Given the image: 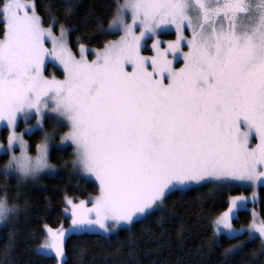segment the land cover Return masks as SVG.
<instances>
[{
	"label": "snow or ice",
	"instance_id": "6c2138e0",
	"mask_svg": "<svg viewBox=\"0 0 264 264\" xmlns=\"http://www.w3.org/2000/svg\"><path fill=\"white\" fill-rule=\"evenodd\" d=\"M46 11L47 28L34 0H0V121L13 130L2 169L0 221L18 215L17 205L9 206L7 200L9 175L19 185L53 167L48 154L56 128H68L60 139L74 146L73 168L99 182L91 207L83 200H67L74 233L110 234L163 207L168 196L184 195L202 183H264V0H125L116 5L107 29L97 25L101 33L123 35L105 44L92 61L83 55L79 36L77 59L63 24L59 36L54 34L58 18L51 6ZM73 15L74 7L67 6L65 20ZM170 25L177 40L163 50L156 41L157 54L142 56L141 40ZM185 27L191 30L190 39L183 36ZM185 39L189 51L177 69L168 54L175 59ZM46 57L63 66V80L44 76ZM21 114L25 124L36 118L27 132L38 127L43 133L35 157L14 130ZM46 118L56 126L51 133L44 130ZM244 202V197L232 199L213 222L214 233L229 240L241 235L254 240L258 233L264 255V221L257 222L253 213L247 228L233 226ZM45 227L48 238L42 247L63 262L65 230ZM16 234L9 233L10 242ZM243 247L241 241L225 248V261Z\"/></svg>",
	"mask_w": 264,
	"mask_h": 264
},
{
	"label": "trees",
	"instance_id": "16d2710c",
	"mask_svg": "<svg viewBox=\"0 0 264 264\" xmlns=\"http://www.w3.org/2000/svg\"><path fill=\"white\" fill-rule=\"evenodd\" d=\"M120 1L122 0H34V3L45 26L49 27L46 10L51 6L53 14L58 18L53 28L57 30L63 24L68 29L69 47L78 52L79 36V43L89 48V55L92 56L95 50L104 48L105 44L117 39L118 32L101 33L97 30V25L102 24L107 29ZM69 5L74 7V15L71 20H65V9ZM73 26L77 30H71ZM3 31L4 25L0 24V38ZM51 66L52 73L63 76V71ZM49 67L46 68L48 75L52 74ZM2 133L3 140L6 129ZM28 139L32 142L33 151L37 142L41 143L42 134L40 131L35 132ZM5 157L4 154L0 156V196L4 193L2 161ZM49 160L52 164L61 166L63 172L41 176L34 182L26 181L24 185H18L14 176L7 179L8 190H11L12 195L18 189L24 191L21 201L23 210L16 223L2 228L0 264H6V250L10 264H58L54 255H46L36 249L44 240L45 226L69 224V216L65 214L68 196L78 200L91 198L99 193L95 181L73 168L74 156L70 146L64 149L51 148ZM227 205V192H221L210 184L193 188L184 195L175 193L167 197L163 207L138 219L132 226L119 228L113 234L70 233L65 241L63 264H258L259 260L264 259V255H260L259 238L248 240L246 235H241L238 239L229 240L214 233L213 222ZM257 205L258 217L264 220L263 195ZM238 211L242 218L236 222L238 226L253 220L250 211L243 206ZM13 231L17 234L10 242L9 233ZM241 241L244 242L243 249L226 262L223 250ZM253 251L257 252L256 257H252Z\"/></svg>",
	"mask_w": 264,
	"mask_h": 264
},
{
	"label": "rangeland",
	"instance_id": "374dc122",
	"mask_svg": "<svg viewBox=\"0 0 264 264\" xmlns=\"http://www.w3.org/2000/svg\"><path fill=\"white\" fill-rule=\"evenodd\" d=\"M31 2L32 1L29 0V3H31ZM124 2H125V0H122V1H120L119 4H123ZM127 22L128 23H131V15L130 14L127 17ZM44 27L47 28V26H45V25H44ZM53 32H54L55 35L59 36V28L57 30L53 28ZM139 32H140V29L137 28L136 29V34L139 35ZM67 34H68V32H67ZM121 35H123V32H118V37L115 40H118ZM183 36L185 38H187V39H190L191 38V30L188 29L187 27H185V30L183 32ZM177 37H178V33H177L176 29H175V26H171L170 25V26H168L167 28H164V29H157L156 32H155V34L149 33V34H147L141 40V42H140L141 43L140 54L142 56H145V57H153V56H155L157 54L156 53V49L153 48L154 42L159 41L158 47L161 50H163V49L168 48L169 43L176 41L177 40ZM67 40H68V38H67ZM115 40H112V41H115ZM45 46L47 48L51 49L52 44H51L50 41H47L46 40ZM102 50H103V48L97 49V50H95L93 52L92 56H90L89 53H90L91 50L89 48L85 47V52L83 53V55L89 61H92V60H95L96 59L95 53L97 51H102ZM188 51H189V48L187 46V40L185 39V40H183L181 42L180 52L177 54L176 58L173 59V55L171 54V51H169L168 59L173 61V66L175 68H177V69L182 68L184 66L183 53H186ZM73 53L77 56V59L80 58L79 50H78L77 53L75 51H73ZM51 65H54L59 70L63 71V76L62 77H59L56 74L52 73L51 72V68H52ZM47 66H50L49 67V72L52 73L50 75H48L47 72H46ZM128 70L131 71V68L128 67ZM43 74H44L45 77H47L49 79H53L54 78V79H57V80H63L65 78V73H64L63 66L58 61H56L55 59H53L52 57H46ZM49 115H55V114L54 113H45V116L46 117L49 116ZM35 124H36V118H35V116L30 117L28 119L27 124H25L24 117L21 114L17 118V126L14 129L15 132L18 135H22L23 136V139L25 140V142L28 145V154L30 156H32V157H35L36 156V154H37V151H36L37 145L40 144V143L37 142V144L35 145V149L32 151L31 150L32 142H31L30 139H28V136L30 137L33 133L39 132L40 130L37 127V128H34L31 133H29V132L26 131V128H29V127H31V126H33ZM43 127H44V130L47 131V132H49V133L53 132L54 131V128H56L54 122L52 120H50V119H47V118L44 121ZM4 129H6V135H5V138L2 140V136H3L2 131ZM11 131H13V130L10 129V128H8L7 123L5 121H0V156L3 155V154L6 155L5 159L2 161L3 162V165L7 162L8 157L10 155V153H8L6 151V149H7V136L10 134ZM67 131H68V128L67 127H64V128H56L57 134L55 135V139L49 141L48 163L51 166H53V167L50 168V169L42 170L35 178H31V177L30 178H27L26 180L21 181L20 184L24 185L26 181L34 182L36 179L40 178L41 176H45V175H55L56 173L63 172L64 169H62L61 166L54 165L49 160L51 148H53V147L54 148L57 147V148L64 149L67 146H70L72 148L73 156H74V160H75L74 146L71 145V142L68 141V142H64L63 144L61 143L60 137L64 133H66ZM41 134H42V137H43V133L42 132H41ZM257 142L258 141H255V140L252 141V146L254 147L255 146V143H257ZM14 152H15L16 155H19L20 154V150H19V147L18 146H16L14 148ZM3 165H2V169H3ZM79 171L81 172V174L84 177L95 181L97 183L98 187H99V182L95 179L94 176H91L89 174H86L82 170H79ZM12 176L15 177L14 174H10L9 175V177H12ZM204 184H210L211 186L215 187L216 189L221 190V192H223V191H226L227 192L228 205L226 206L227 208L223 211V213L228 210V208L231 205V201H232L233 198H235V197H244L245 200H246V202H245V204L243 206L244 209H247V210L250 211L251 217H253V213H255V219H256L257 222L264 221L260 217H258V215H259V206L257 205L259 199L261 198V195L264 196V183H248V182H244V181H234V182L227 183V184L202 183V185H204ZM197 187H201V185L200 186H195L194 188H197ZM235 189H240L241 191L240 192L234 191ZM17 191L20 192V196H19L18 199H16ZM17 191L12 195L11 194V190L10 189L9 190L7 189V200L9 202V206H12V204L15 203L17 205V207H18V215L15 218H13L12 220H10V221H0V235L2 233V228H4V226L13 225L14 223H16L18 221V219H19L20 214H22L23 206H21V201L23 200V196L22 195H23V192L24 191H21V189H18ZM97 195H99V193ZM97 195H95L94 197H91V198H80L78 200L77 199L74 200L72 197H69L68 196L67 199H66V202H65V204H66V208L65 209H67V211H65V214L69 216V224L66 225V226H59V227H52V226H49L48 225L47 227L48 228H51L53 230H57V229L63 228L65 230V233H66V235H65V241H66L67 236L70 233H72L70 231V229H71V219H72V217H71V205H68L67 204V200L68 199H71L74 203H79L81 200H83L85 202H89L91 200H94V198ZM4 198H5V192L2 194V196H0V199H4ZM87 206L88 207H91V203L90 202L87 203ZM156 209H154V210H156ZM223 213H221V214H223ZM239 215H240V212L237 210L236 213H235V218L232 221L233 222V226L235 228H241V227L247 228L253 222V220H252L250 223H248L246 225L245 224H239V226H238L236 224V222L238 223L240 221V219H242ZM133 224H131V225H121V226H118L110 234H113L119 228L129 227V226H132ZM88 233H92V232H88ZM94 233H97V232H94ZM99 234L103 235L105 233H103V231L100 230L99 231ZM105 235H109V234H105ZM47 238H48L47 237V229L45 227L44 240L40 244H38V246H37L36 249H38V251L41 252V253H43V254H46V255L52 254V255H54V253H52L50 251H47V250H45L42 247V245L45 243V241H46ZM256 238H259L260 239L258 233L256 234ZM246 239H247V237H246ZM56 259L58 261V264H63V262L65 261V257L63 259V262H61L58 258H56Z\"/></svg>",
	"mask_w": 264,
	"mask_h": 264
}]
</instances>
